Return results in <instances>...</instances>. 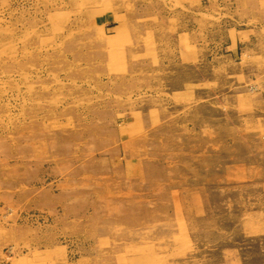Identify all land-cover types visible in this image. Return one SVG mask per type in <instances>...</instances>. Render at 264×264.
<instances>
[{
  "label": "rangeland",
  "instance_id": "obj_1",
  "mask_svg": "<svg viewBox=\"0 0 264 264\" xmlns=\"http://www.w3.org/2000/svg\"><path fill=\"white\" fill-rule=\"evenodd\" d=\"M225 1L0 0V264H264V0Z\"/></svg>",
  "mask_w": 264,
  "mask_h": 264
},
{
  "label": "crops",
  "instance_id": "obj_2",
  "mask_svg": "<svg viewBox=\"0 0 264 264\" xmlns=\"http://www.w3.org/2000/svg\"><path fill=\"white\" fill-rule=\"evenodd\" d=\"M216 1H220L221 2V4H223L224 6H228V3H230V2H226L225 0H216ZM228 1V0H227ZM230 1H232V0H230ZM233 2H235L236 3V0H233ZM260 25H261V27H264V17L263 18H261L260 19ZM235 43H239V42H235ZM262 178H264V172H262ZM259 195V197H257L256 198V201H257V204H258V207L257 208H255L253 211L255 212V210H257V211H259V213L261 214V216L263 217H261L260 218V223H259V227H256V229H253V228H246V222L244 223V227L241 229V228H239L238 229V236L239 237H252V236H264V234H262V233H264V191H261V193L260 194H258ZM259 201V202H258ZM246 212H248V209H246V207L244 208V214L246 213ZM253 212V213H254ZM263 213V214H262ZM245 220V219H244ZM263 220V221H262ZM246 221V220H245ZM260 226H262V227H260ZM245 228V229H244ZM245 230H247V231H245ZM243 231V232H242ZM253 231V232H252ZM245 232V233H244ZM247 232V233H246ZM250 232V233H249ZM256 233V234H255ZM258 233V234H257ZM247 234V235H246ZM253 234H255V235H253ZM244 263L245 264H247V262H246V260L244 261Z\"/></svg>",
  "mask_w": 264,
  "mask_h": 264
},
{
  "label": "bare ground",
  "instance_id": "obj_3",
  "mask_svg": "<svg viewBox=\"0 0 264 264\" xmlns=\"http://www.w3.org/2000/svg\"><path fill=\"white\" fill-rule=\"evenodd\" d=\"M252 2H253V1H252ZM252 5H253V4H252ZM251 8H252V6H251ZM252 10H253V9H252ZM261 13H262V12H260V15H261ZM263 16H264V15H263ZM263 199H264V198H263ZM258 202H259V201H258ZM263 209H264V208H263ZM253 212H254V211H253ZM243 214H244V213H243ZM246 214H247V212H246ZM246 214H244V215H246ZM262 214H263V213H262ZM259 215H260V214H259ZM261 217H262V216H261ZM261 217H260V218H261ZM262 218H263V217H262ZM262 218H261V219H262ZM243 221H244V220H243ZM243 221H242V222H243ZM262 221H263V220H262ZM246 223H247V222H246ZM246 223H245V224H246ZM250 223H252V222H250ZM250 223H249V224H250ZM263 223H264V222H263ZM243 224H244V223H243ZM257 224H258V223H256V225H257ZM263 225H264V224H263ZM243 226H244V225H243ZM249 226H252V225H249ZM253 226H254V225H253ZM241 227H242V225H241ZM246 227H247V226H246ZM258 227H259V226H258ZM260 227H262V226H260ZM247 228H248V227H247ZM241 229H242V228H241ZM244 229H245V228H244ZM245 231H247V230H245ZM242 232H243V231H242ZM252 232H253V231H252ZM244 233H245V232H244ZM246 233H247V232H246ZM249 233H250V232H249ZM255 234H256V233H255ZM255 234H253V235H255ZM257 234H258V233H257ZM262 234H264V233H262ZM246 235H247V234H246Z\"/></svg>",
  "mask_w": 264,
  "mask_h": 264
}]
</instances>
